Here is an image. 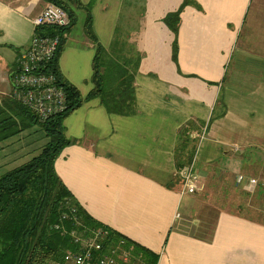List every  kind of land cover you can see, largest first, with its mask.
I'll return each mask as SVG.
<instances>
[{"label": "crops", "instance_id": "crops-1", "mask_svg": "<svg viewBox=\"0 0 264 264\" xmlns=\"http://www.w3.org/2000/svg\"><path fill=\"white\" fill-rule=\"evenodd\" d=\"M80 1L91 2L92 29L107 50L125 0ZM140 1L134 38L140 54L133 81L136 111L109 113L99 98L83 99L63 120L65 135L74 142L55 159L56 173L90 216L159 253L156 264H264V221L221 209L211 225L199 218L189 231L178 228L190 208L189 199L182 206L183 197L190 194H182L174 180L177 131L187 120L208 121L231 60L222 96L224 113L200 137L194 164L231 166L244 190H253L255 183L249 180L261 177L264 0H255L251 20L258 28L244 42L239 37L253 0H194L197 7L186 5L180 12L177 63L171 58L173 33L163 17L177 10L182 0ZM47 4L0 0V103L13 93L18 56L34 33V17ZM72 29L65 36L58 68L85 98L93 86L95 46L83 32V23L79 33ZM43 137L44 132L35 144L0 155V169L13 168L16 159L22 164L38 154L41 149H33L40 140L47 141L45 137L42 142ZM3 141L0 148L15 147L13 141L6 145ZM129 255L125 264H137L131 263Z\"/></svg>", "mask_w": 264, "mask_h": 264}, {"label": "trees", "instance_id": "trees-1", "mask_svg": "<svg viewBox=\"0 0 264 264\" xmlns=\"http://www.w3.org/2000/svg\"><path fill=\"white\" fill-rule=\"evenodd\" d=\"M43 1L62 7L70 19L67 26H43L34 30L38 35L60 37L58 49L45 69L55 73L58 84L65 91L66 107L62 112L40 121L35 112L13 93L2 98L0 142L34 125H38L44 132L47 141L38 154L0 174V264H61L65 261L67 251H81L84 243L94 238L97 232H105V235L96 238L102 244V249L93 251L95 255H102L108 247L122 241L124 247L129 249L131 263L156 264L159 253L141 246L90 216L60 180L54 166L61 150L74 142L66 137L63 120L81 105L83 99L99 98L109 113L129 115L136 111L133 81L139 57L132 73H129L126 64L106 59L104 61L107 50L93 32L91 2ZM186 5L197 7L194 0H182L177 10L163 17V22L173 33L171 58L175 63L180 12ZM77 10L83 11V32L95 46L91 77L93 86L85 98L81 97L75 86L61 77L58 68V57L66 34L75 24ZM222 113L224 105L220 94L207 122L187 120L178 129L174 151V178L180 179V169L193 163L200 137L211 121ZM192 132L196 133L194 137L191 136Z\"/></svg>", "mask_w": 264, "mask_h": 264}, {"label": "rangeland", "instance_id": "rangeland-1", "mask_svg": "<svg viewBox=\"0 0 264 264\" xmlns=\"http://www.w3.org/2000/svg\"><path fill=\"white\" fill-rule=\"evenodd\" d=\"M255 0H253L250 10L248 12L247 18L243 25L242 33L240 34L239 40L244 42L251 31H255L258 28V24L253 27V14L255 8ZM258 13V12H257ZM75 24L73 25L72 32L79 33L82 28V13L80 10L76 11L75 14ZM141 17V1L140 0H125L124 9H122L118 24L114 31V37L111 45L107 48V53L104 56V61L113 60L118 61L120 64H126L129 73H132L135 69L138 57L140 59L139 52L135 49L134 38L135 33L138 30L139 20ZM139 63V60H138ZM233 60L228 64V72L224 80V84L221 90V95L224 96V85L231 75V67ZM43 135V131L39 130L38 125L32 126L28 131L7 139L3 145L14 142L15 147L7 146L5 148H0V155L10 153L15 149H20L21 145L24 144H35L37 139ZM196 133L192 132L191 136L194 137ZM45 137L42 138V142ZM199 142V141H198ZM37 148L33 149V152L40 150L43 143L39 141ZM2 142L0 143V146ZM198 145V144H197ZM27 157L25 161L29 160ZM258 160H255L258 163ZM24 161V162H25ZM22 162L20 159H16L14 164L11 166H16ZM193 166L197 173V185L198 190L190 195H185L184 200L188 201L189 210L186 212L184 217L179 219L178 228L189 231L191 226L197 225L199 218H205L207 222L211 225L214 222V218L219 210L228 209L230 211L239 212L256 218L260 221H264V170L261 171V177L255 178V187L253 190H244L241 188L240 183H236L234 170L230 166L229 168L216 167L215 165L201 166L203 164L201 161H196V166ZM11 167H6L0 169V174L4 171L10 169ZM254 175L258 174V170L252 171ZM177 182V187L182 188V179L174 178ZM190 196V197H189Z\"/></svg>", "mask_w": 264, "mask_h": 264}, {"label": "built area", "instance_id": "built-area-1", "mask_svg": "<svg viewBox=\"0 0 264 264\" xmlns=\"http://www.w3.org/2000/svg\"><path fill=\"white\" fill-rule=\"evenodd\" d=\"M69 23L67 12L51 3H48L33 19L34 30L43 26H67ZM59 44L58 35H38L34 32L28 46L18 56L17 70L12 78L14 96L29 106L40 121L62 112L66 107L65 91L58 84L55 73L45 69L54 57ZM193 168L191 163L178 172L179 178L182 179L180 190L182 194H191L198 190L197 173ZM249 183L254 184L255 179H250ZM103 235L105 232H97L94 238L84 243L81 251H67L65 261L61 264H125L129 253L122 241L108 247L102 255L97 256L93 253L102 249V244L96 238H101Z\"/></svg>", "mask_w": 264, "mask_h": 264}]
</instances>
